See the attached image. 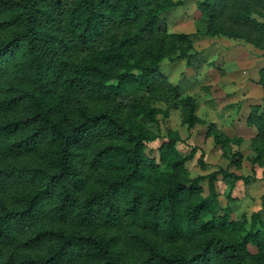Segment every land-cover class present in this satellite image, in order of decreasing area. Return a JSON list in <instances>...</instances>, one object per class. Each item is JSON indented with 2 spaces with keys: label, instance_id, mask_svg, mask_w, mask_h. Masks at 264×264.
<instances>
[{
  "label": "trees",
  "instance_id": "16d2710c",
  "mask_svg": "<svg viewBox=\"0 0 264 264\" xmlns=\"http://www.w3.org/2000/svg\"><path fill=\"white\" fill-rule=\"evenodd\" d=\"M180 4L0 0V264H264L259 210L249 229L245 214L217 215L215 187L219 176L231 189L249 183L264 165V107L253 105L246 119L256 128L251 176L230 171L241 166L237 148L228 167L190 177L196 147L181 153L177 131L157 148L158 161L145 152L158 136L137 118L156 121L149 99L180 93L161 61L192 57L190 35L157 27L159 14ZM216 5L223 25L207 34L264 40V0L198 3L211 18ZM258 83L264 89V66ZM179 99L182 125L207 124L224 153L242 143L200 118L195 96ZM197 162L205 166L202 153Z\"/></svg>",
  "mask_w": 264,
  "mask_h": 264
},
{
  "label": "rangeland",
  "instance_id": "374dc122",
  "mask_svg": "<svg viewBox=\"0 0 264 264\" xmlns=\"http://www.w3.org/2000/svg\"><path fill=\"white\" fill-rule=\"evenodd\" d=\"M173 2L177 0H172ZM181 4L163 10L158 17L157 27L161 33H184L190 35L192 42V49L189 53L192 54L190 63L187 64L185 59H176L175 55L172 57L164 58L161 61V71L168 80L180 88V93L177 98L167 99L165 101V94L159 95V99L155 96L149 99L150 105L157 108L156 121H149L145 117L137 118L149 130L154 131L158 138L147 142L145 145V152L153 156L158 161V150L162 141L167 139L169 131H177L180 140L176 144V148L181 153H186L191 148L196 147V154L194 159L189 160L185 164V170L190 177L205 175L219 167H228L229 161L232 162L237 156L234 155L236 146L231 145V149L224 153L218 145H215L213 136L206 134L208 130L207 124H196L192 128H187L181 124V110L179 98L185 94H193L198 101L199 116L208 121L207 114L210 112L216 118L224 119L225 115L220 113L218 105L228 100H235L241 96L242 84H247L250 80L251 74L256 69L264 65V40L256 44L248 39L241 37H229L222 33L207 34V30H212L213 26L223 25L221 18L223 17L221 7L216 5L215 17H209L207 12L202 11L198 3L203 0H180ZM150 6L146 5L142 15ZM258 20H262L257 15H252ZM224 30L227 24L224 25ZM242 33V32H241ZM243 34V33H242ZM254 38H257L253 35ZM147 38H149L146 35ZM182 46L185 43H181ZM139 47L135 46L132 56H136ZM176 54V53H175ZM226 57V58H225ZM228 57V59H227ZM241 58V60H240ZM230 61V62H229ZM240 65L238 66V63ZM231 64L229 69L224 66ZM238 66V67H237ZM239 68H241L239 70ZM231 71L230 74L227 73ZM251 93L256 96L259 94L256 90H251ZM210 95V97H208ZM207 98V99H206ZM211 99V101H210ZM264 97H258L260 101ZM121 104H126L129 100L128 96L122 95L118 98ZM176 100V101H174ZM214 101L215 106H209ZM249 99H245L246 103ZM241 104V103H240ZM240 104L238 107H240ZM176 105V106H173ZM100 108V107H99ZM235 109L236 103H232L224 110ZM127 107L124 108L126 110ZM212 109V110H211ZM213 110L215 114L213 113ZM209 122V121H208ZM243 159L246 155V169L243 170L242 164L239 168H231L238 170L243 176H251L249 161V148L243 145ZM202 153L205 166L201 167L197 162L198 156ZM229 159V160H228ZM241 160V163L244 160ZM231 178L218 177L215 187L217 192V199L219 202V209L217 215L226 212L230 219L241 220L242 215L247 216L245 228L249 229L251 220L250 215L252 212L259 210L260 218L264 221V179L254 177V182L250 181L245 184L241 180L236 181L234 188H230ZM237 184L239 185L236 188ZM202 188V195L208 194L207 179L200 180ZM264 238V232L262 234ZM249 253L256 251V247L247 245Z\"/></svg>",
  "mask_w": 264,
  "mask_h": 264
},
{
  "label": "crops",
  "instance_id": "0c3cea01",
  "mask_svg": "<svg viewBox=\"0 0 264 264\" xmlns=\"http://www.w3.org/2000/svg\"><path fill=\"white\" fill-rule=\"evenodd\" d=\"M226 58V57H225ZM228 59V57H227ZM241 60V58H240ZM230 62V61H229ZM241 62L238 63V66L240 65ZM237 66V67H238ZM264 66V65H262ZM258 67L256 69L255 72H253V74H251L250 76V80L247 82V84H242L241 90V96L235 100H228L227 104H225L226 102H222L221 104L218 105V109L220 111V113L223 112V114L225 115L224 119L221 118H216L211 114V111L208 113L206 111H204L205 114H207V116L209 117L207 120L209 122H213L215 123V125L217 126V128H219L220 130H222L226 135L229 136H240L242 137L243 141L239 146H236L235 149H239L241 151V153L243 152V145L248 146L249 148V152L251 154H249V156L251 157L253 155V152L250 148V139L252 138V136H254L255 132H256V128L253 125H248L246 122L247 119V115L251 109V107L253 105L259 104L262 107H264V99L260 101L257 100L258 97L262 98L264 97V89L262 88V86L258 83V78H259V69L262 67ZM226 69H229L231 67L227 64H225L224 66ZM241 68H239L240 70ZM231 71L227 70V73L230 74ZM256 90L259 94H257L256 96H254L251 93V90ZM193 95V94H191ZM210 97V95L208 96ZM249 99V101H247L246 103H243L245 99ZM207 99V98H206ZM211 101V99H210ZM211 104L209 106L214 107L215 106V102L212 101L210 102ZM232 103H236V108L235 109H227L224 110V107H227L228 105H231ZM241 103V104H240ZM240 104V107H238ZM197 108H198V101H197ZM212 110V109H211ZM213 113L215 114L214 110ZM196 114L199 116L198 114V109ZM200 117V116H199ZM201 118V117H200ZM244 162H242V167L243 170L246 169V155L245 158L243 159ZM233 166H231L229 169L230 171H234L237 174H240L239 172H237L238 170L235 169H231ZM236 168V167H233ZM250 170H251V164H250ZM254 177L259 178H263L264 179V165H255V174ZM253 182L255 180H252ZM251 181V182H252ZM264 181V180H263ZM243 183V182H242ZM247 184V183H245ZM239 185L237 184L236 188H238Z\"/></svg>",
  "mask_w": 264,
  "mask_h": 264
}]
</instances>
